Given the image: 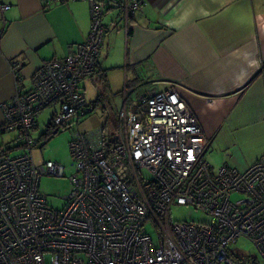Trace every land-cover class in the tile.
<instances>
[{"label": "built area", "instance_id": "2783aa9c", "mask_svg": "<svg viewBox=\"0 0 264 264\" xmlns=\"http://www.w3.org/2000/svg\"><path fill=\"white\" fill-rule=\"evenodd\" d=\"M86 1V38L63 59L43 60L32 88L1 104V130L15 134L21 151L0 153V264H236L227 247L239 237L264 260V154L242 170L212 169L204 157L208 138L175 87L126 99L108 133L74 132L66 204L57 210L46 203L40 176L64 172L58 162L34 161L37 116L53 107L51 133L91 112L80 84L96 71L104 12L119 7L126 23L143 4ZM173 204L210 221L174 220Z\"/></svg>", "mask_w": 264, "mask_h": 264}, {"label": "crops", "instance_id": "0c3cea01", "mask_svg": "<svg viewBox=\"0 0 264 264\" xmlns=\"http://www.w3.org/2000/svg\"><path fill=\"white\" fill-rule=\"evenodd\" d=\"M142 1L126 23L119 7L104 12L96 71L81 81L83 94L86 82L97 91L92 110L107 95L119 98L118 113L126 99L175 87L208 138L212 169H245L264 154V0ZM0 3L10 6L0 8V153H11L18 146L1 130V104L32 88L43 60L86 38L90 6Z\"/></svg>", "mask_w": 264, "mask_h": 264}, {"label": "rangeland", "instance_id": "374dc122", "mask_svg": "<svg viewBox=\"0 0 264 264\" xmlns=\"http://www.w3.org/2000/svg\"><path fill=\"white\" fill-rule=\"evenodd\" d=\"M83 82L81 83V87ZM103 94V89H101ZM84 94L88 101H95L96 89L86 82ZM106 100V102H105ZM119 98L113 95H107V98H99V101L95 104L94 109L82 116L77 122H73L67 129L61 128L57 133H48L46 130L47 123L50 121L52 115V106H48L42 109L37 116V128L34 130V136L40 138L39 142L41 147L33 149L34 161L37 164L44 162L45 160H52L58 162L63 167V176H52L43 174L39 179V190L45 195L46 203L57 210H61L66 204L65 196L69 193L71 185L69 182V176L74 171V165L70 158L69 141L74 135V132L89 131L92 132L102 126H106V133L111 131L113 124L117 120V110L119 108ZM9 138H13L12 146H18V142L15 140V134L8 133ZM20 149L12 150L11 154L20 152ZM209 163L217 168L214 163L215 159L206 155ZM171 217L178 221H195L201 223H207L210 221L209 216L205 213L196 210L187 205L173 204L171 206ZM147 231L154 236V231L148 225ZM228 250L231 257L236 264H264V260L258 255L256 248L252 243L244 238L239 237L235 243L228 245Z\"/></svg>", "mask_w": 264, "mask_h": 264}, {"label": "water", "instance_id": "95a60500", "mask_svg": "<svg viewBox=\"0 0 264 264\" xmlns=\"http://www.w3.org/2000/svg\"><path fill=\"white\" fill-rule=\"evenodd\" d=\"M51 133H52V134L57 133V129H54Z\"/></svg>", "mask_w": 264, "mask_h": 264}]
</instances>
